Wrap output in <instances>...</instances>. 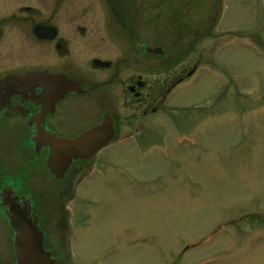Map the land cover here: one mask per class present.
<instances>
[{
    "label": "rangeland",
    "instance_id": "1",
    "mask_svg": "<svg viewBox=\"0 0 264 264\" xmlns=\"http://www.w3.org/2000/svg\"><path fill=\"white\" fill-rule=\"evenodd\" d=\"M149 1L133 14L137 36L169 47L198 30L199 67L178 108L150 132L124 129L119 142L131 144L102 151L75 181L66 204L92 213L78 219L92 226L77 250L99 256L84 264H264V0ZM145 58L160 66V56ZM2 141L0 187L30 178L20 138L6 129ZM64 186L42 164L23 190L50 205ZM6 245L0 231V264L13 262Z\"/></svg>",
    "mask_w": 264,
    "mask_h": 264
},
{
    "label": "flooded vegetation",
    "instance_id": "2",
    "mask_svg": "<svg viewBox=\"0 0 264 264\" xmlns=\"http://www.w3.org/2000/svg\"><path fill=\"white\" fill-rule=\"evenodd\" d=\"M149 5V0H0V135L6 129L16 133L21 155L32 170L30 178L23 173L16 184L0 187V231L12 264L98 261V255L77 250L85 248L86 226H92L78 219L90 220L92 213L66 204L76 195L75 181L102 164L95 159L102 151L131 144L119 142L120 134L127 132L124 129L130 128L127 135L150 132L160 116L178 108L180 87L199 67V55L193 58L200 52L194 46L202 37L198 30L182 43L172 39L166 48L149 46L137 36L133 14L137 17ZM20 53L33 56H13ZM146 54L160 56V66H153ZM27 72L47 73L59 80L52 86L25 81L21 76ZM63 79L76 82L83 91L63 92L65 83L58 85ZM55 88L57 95L52 93ZM106 115L112 120L114 138L93 156L73 159L58 178L65 186L55 193L52 204L42 200L34 206L25 195L24 182L35 178L42 164L57 178L46 167L49 146L44 134L76 137ZM0 163L7 164V157L0 155Z\"/></svg>",
    "mask_w": 264,
    "mask_h": 264
},
{
    "label": "water",
    "instance_id": "3",
    "mask_svg": "<svg viewBox=\"0 0 264 264\" xmlns=\"http://www.w3.org/2000/svg\"><path fill=\"white\" fill-rule=\"evenodd\" d=\"M36 30L38 31V29ZM96 62L108 64V62H100L99 60H96ZM21 78L25 81L30 80L31 82L37 83L39 81H44L43 84L48 82L50 85L59 80L54 76H50V74L48 75L47 73L39 72H27L21 76ZM64 83L65 88L63 89V92H68L72 89L83 91L76 82L71 80L65 82L63 79V82L60 81L58 85L60 86ZM58 90L59 88H55V91H52V93L57 95ZM114 136L115 130L113 128V123L111 118L107 115L99 124L84 131L76 137H61L54 133L46 132L44 134V140L45 144L49 146L46 166L57 178H62L73 159L89 158L93 156L105 147L114 138ZM17 264H48V262L26 263L18 261Z\"/></svg>",
    "mask_w": 264,
    "mask_h": 264
}]
</instances>
